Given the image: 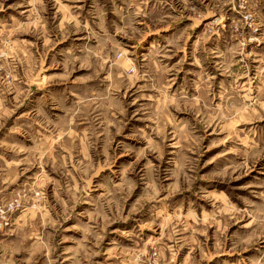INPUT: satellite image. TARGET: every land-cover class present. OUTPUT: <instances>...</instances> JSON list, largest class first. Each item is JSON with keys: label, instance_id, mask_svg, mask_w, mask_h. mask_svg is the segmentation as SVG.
I'll list each match as a JSON object with an SVG mask.
<instances>
[{"label": "rangeland", "instance_id": "374dc122", "mask_svg": "<svg viewBox=\"0 0 264 264\" xmlns=\"http://www.w3.org/2000/svg\"><path fill=\"white\" fill-rule=\"evenodd\" d=\"M0 262L264 264V0H0Z\"/></svg>", "mask_w": 264, "mask_h": 264}, {"label": "crops", "instance_id": "0c3cea01", "mask_svg": "<svg viewBox=\"0 0 264 264\" xmlns=\"http://www.w3.org/2000/svg\"><path fill=\"white\" fill-rule=\"evenodd\" d=\"M0 264H3V263L0 262Z\"/></svg>", "mask_w": 264, "mask_h": 264}]
</instances>
